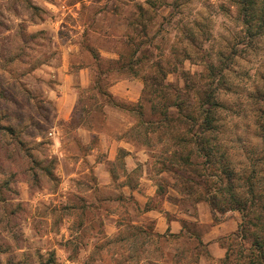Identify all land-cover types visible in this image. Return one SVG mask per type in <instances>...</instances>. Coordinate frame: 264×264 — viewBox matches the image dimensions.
I'll return each mask as SVG.
<instances>
[{
	"label": "rangeland",
	"instance_id": "obj_1",
	"mask_svg": "<svg viewBox=\"0 0 264 264\" xmlns=\"http://www.w3.org/2000/svg\"><path fill=\"white\" fill-rule=\"evenodd\" d=\"M146 1L0 0V264H247L264 208V37L249 43L235 0H179L175 12L174 0H149L154 10L139 18ZM221 54L222 159L207 169L174 104L197 117L207 64ZM78 127L122 136L144 157L128 171L125 152L98 155L96 171L72 144ZM222 166L237 192L250 177L263 199L246 241L234 236L242 215L212 212L196 185L207 178L214 191ZM142 179L153 197L124 195ZM168 206L190 218L178 234L156 233L145 214ZM225 223L236 231L202 239Z\"/></svg>",
	"mask_w": 264,
	"mask_h": 264
},
{
	"label": "trees",
	"instance_id": "obj_2",
	"mask_svg": "<svg viewBox=\"0 0 264 264\" xmlns=\"http://www.w3.org/2000/svg\"><path fill=\"white\" fill-rule=\"evenodd\" d=\"M179 0H174L173 10L174 12L179 8ZM240 12L241 24L244 26L249 43H252L255 39L264 37V0H235ZM146 8L138 6L139 18L144 17L149 10H154L155 6L151 1H146ZM137 27H141L140 22H137ZM142 28H146L143 26ZM220 63L217 65L207 64L206 70L207 76L205 84L196 96V114L194 117L192 114L185 115L184 105L176 98L174 107H177L178 113L181 119L185 120V123L190 125L188 130L189 144L192 145L195 153L202 157L205 161L204 166L208 169L210 165L220 164L218 161L222 159L217 157L220 147L217 139L214 136L218 132L217 122L219 121V113L221 104L218 100V91L220 90L219 84L221 85L224 75L229 71V64L227 59L221 54L219 56ZM226 78V77H225ZM147 85V81L145 82ZM167 118V112H166ZM262 135L264 134V122L259 126ZM264 144V136H258ZM264 151V148L262 152ZM190 167L195 166L192 162L187 164ZM221 167V166H217ZM196 175V170H191ZM213 177L222 175L225 177L226 182L220 183L217 188L212 190L209 185L207 178L202 181L201 185L199 182L196 184L198 187H202L205 193V201L210 205L211 211L224 212L226 209L237 211L242 215V223L238 227V234H234L236 239L239 241H246L249 231V222L247 217L253 214V208L259 205V202L263 200L261 197L256 195L254 190V184L250 177L244 180L246 187L241 186L240 191L237 192V185L235 184L234 172L229 167L222 166V170L215 172ZM198 177H202L198 174ZM204 177V175H203ZM264 202V201H263ZM259 225L255 227V231L250 234L251 244L248 248L242 250L245 252L244 260L247 264H264V208L261 212ZM226 252L224 261L228 260L230 254Z\"/></svg>",
	"mask_w": 264,
	"mask_h": 264
},
{
	"label": "crops",
	"instance_id": "obj_3",
	"mask_svg": "<svg viewBox=\"0 0 264 264\" xmlns=\"http://www.w3.org/2000/svg\"><path fill=\"white\" fill-rule=\"evenodd\" d=\"M83 87L87 86V81H83ZM118 89V87H116ZM115 87L112 88V91L117 94ZM69 103H72V100H69ZM70 105L68 106L69 112ZM72 144L76 146L78 152L84 156V158L94 165V170H98L102 168L103 162H97L96 158L98 155H107L108 157L104 160V162H112L115 160L118 151H123L126 153V157H124V163L126 169L129 171L135 166V161H142L144 157V149H139L133 142L127 141L122 136L117 137L115 134H107L95 131L90 127H78L72 134ZM61 154L60 148L57 150ZM83 159L79 161L81 164ZM145 161V160H144ZM72 166L74 165L71 164ZM106 178V176H105ZM146 183H149V189L145 192V195L140 193L141 187ZM151 181L142 179L137 186V189H131L128 186L124 187L123 193L124 195L131 197L134 196L136 199H143L146 201L149 200L150 197L154 195V188L150 186ZM145 197V198H144ZM145 203V202H144ZM173 206H168L161 211L158 210H149L145 214L155 220V232L158 234H165L166 232L169 234H178L182 230V221H187L190 219L186 214H181L176 210H173ZM236 231V224L225 223L222 225L213 228L211 232L206 235L207 241L213 240L215 238L225 236L230 233H234ZM224 256V249L215 245L212 248V257L222 258Z\"/></svg>",
	"mask_w": 264,
	"mask_h": 264
}]
</instances>
